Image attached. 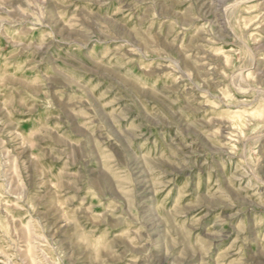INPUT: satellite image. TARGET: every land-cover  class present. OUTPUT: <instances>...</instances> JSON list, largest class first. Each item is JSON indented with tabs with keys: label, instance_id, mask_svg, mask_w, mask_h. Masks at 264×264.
<instances>
[{
	"label": "rangeland",
	"instance_id": "374dc122",
	"mask_svg": "<svg viewBox=\"0 0 264 264\" xmlns=\"http://www.w3.org/2000/svg\"><path fill=\"white\" fill-rule=\"evenodd\" d=\"M0 264H264V0H0Z\"/></svg>",
	"mask_w": 264,
	"mask_h": 264
}]
</instances>
